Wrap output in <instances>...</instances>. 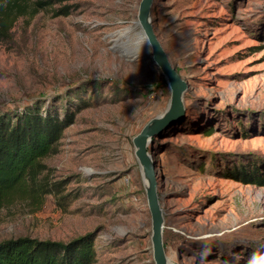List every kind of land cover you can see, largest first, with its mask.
I'll return each instance as SVG.
<instances>
[{"label":"rangeland","instance_id":"rangeland-1","mask_svg":"<svg viewBox=\"0 0 264 264\" xmlns=\"http://www.w3.org/2000/svg\"><path fill=\"white\" fill-rule=\"evenodd\" d=\"M50 1L0 42V110L23 118L81 109L41 159L36 186L50 190L0 205V241L93 232L97 264H155L133 140L165 113L171 90L142 37L141 0ZM65 4L71 12L54 15ZM151 17L188 83L183 106L148 145L167 257L264 264V183L222 174L254 171L255 160L264 170V0H155ZM206 161L219 172L200 171Z\"/></svg>","mask_w":264,"mask_h":264},{"label":"trees","instance_id":"trees-1","mask_svg":"<svg viewBox=\"0 0 264 264\" xmlns=\"http://www.w3.org/2000/svg\"><path fill=\"white\" fill-rule=\"evenodd\" d=\"M26 1L0 0V42L10 37L21 16H34L39 9L52 4L50 0H34L29 10ZM70 12L71 7L65 4L56 9L54 15ZM80 109L79 104L73 110L64 107L62 115L54 108L45 114L39 111L23 118L0 110V205L16 193L41 187L42 190H50L43 188V184L36 186L41 159L54 150ZM253 162L254 171L230 168L222 174L229 173L231 177L246 182L264 183V170L256 166V160ZM207 168L219 172L207 161L198 166L200 171ZM98 258L99 249L93 232L70 241L38 239L29 235L0 241V264H97Z\"/></svg>","mask_w":264,"mask_h":264},{"label":"water","instance_id":"water-1","mask_svg":"<svg viewBox=\"0 0 264 264\" xmlns=\"http://www.w3.org/2000/svg\"><path fill=\"white\" fill-rule=\"evenodd\" d=\"M155 0H141L138 13V24L142 31V37L148 44V50L152 53L153 59L163 73L171 90V97L166 111L163 115L152 118L134 137L135 154L142 167L145 190L148 200L149 210L152 216V244L155 264H168L163 226L164 213L160 205L157 192V179L155 173V162L148 152V145L152 136L161 127L166 116L171 115L173 111L180 109L184 103L185 92L188 88L187 81L181 76L180 72L172 64L168 53L160 41L152 21L151 10Z\"/></svg>","mask_w":264,"mask_h":264},{"label":"bare ground","instance_id":"bare-ground-1","mask_svg":"<svg viewBox=\"0 0 264 264\" xmlns=\"http://www.w3.org/2000/svg\"><path fill=\"white\" fill-rule=\"evenodd\" d=\"M168 264H175L174 262H172L170 259L168 260Z\"/></svg>","mask_w":264,"mask_h":264}]
</instances>
